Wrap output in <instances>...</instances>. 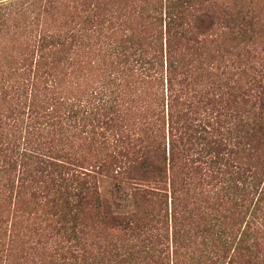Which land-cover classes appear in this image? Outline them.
Masks as SVG:
<instances>
[{"label":"trees","instance_id":"trees-1","mask_svg":"<svg viewBox=\"0 0 264 264\" xmlns=\"http://www.w3.org/2000/svg\"><path fill=\"white\" fill-rule=\"evenodd\" d=\"M37 1H0V69L12 65L16 69L22 60L27 65L22 74L31 71L28 76L33 83L46 74L47 88L55 89L61 62L41 57L34 60L28 54L48 46L56 52L55 48L65 44L63 40L70 35L42 29L39 39L33 44L32 39L31 46L25 47L23 57L14 55L12 47L1 42L9 35L10 24L28 28L22 22L25 19L17 17L25 15L26 3ZM95 1L103 10L111 0ZM263 7L264 0H153L154 43L144 48L139 42L133 50V45H115L109 47L118 55L115 60L102 57L95 62L92 77L96 82L89 100L93 123L88 137L104 138V127L116 122L105 116L110 111L122 122H116V127L129 122L130 114H120L124 105L120 104L121 95L126 91L121 77L126 74L134 78L136 74L144 77L140 86L127 87L133 94L144 80L154 86L151 99L155 106H161V112L165 111L164 123L171 138L168 155L160 144L154 155L140 152L129 139L118 158L96 156L91 164L92 178L104 174L115 180L109 196L100 193L96 181L81 179L74 183L65 176L64 165L44 157L36 155L34 167H26L30 164L22 161L29 146L23 143L21 147L9 138L23 137L22 109L31 106L37 94L28 92L24 81L15 80L16 75L8 77L14 81L2 80L0 75V264H21L28 258L26 252L43 245L45 230L39 232L40 225L34 219L44 201L54 209L61 243L52 233L48 235L60 257L46 259L44 253L43 264H264V138H251L249 142L252 166L244 168L236 163V140L230 138L234 127L229 120L235 88L226 62L234 54L236 41L244 47L255 41L253 34ZM23 35L25 32L18 30L16 40L23 42ZM104 49L99 53L105 55ZM128 49L131 54L126 53ZM138 49L139 56L130 60ZM215 58L226 69L215 72L203 64ZM259 72L261 79H255V84L264 90V67ZM57 94L55 91L50 100L61 102L70 114L78 102ZM260 103L264 107V100ZM221 115L225 124H220ZM252 127L263 136L264 116L255 119ZM6 129L13 132L8 134ZM117 180L133 183L131 193L122 194L123 185ZM142 182L158 186L165 183L170 190L149 189L152 185L143 188ZM15 187L19 188L18 199L13 203L9 191ZM169 197L170 212L163 207ZM86 218L98 226L93 227L96 241L84 248L81 257L72 259L75 252L69 249V241L74 246L75 242L83 245L79 234ZM6 226L11 227L10 234ZM34 231L39 237L32 245L25 237Z\"/></svg>","mask_w":264,"mask_h":264},{"label":"rangeland","instance_id":"rangeland-1","mask_svg":"<svg viewBox=\"0 0 264 264\" xmlns=\"http://www.w3.org/2000/svg\"><path fill=\"white\" fill-rule=\"evenodd\" d=\"M0 1H12L16 3V0ZM24 1L28 2L30 0ZM28 3L24 7L26 10L25 15L17 17V19L24 18L25 20H22V22H26L28 28L24 25L12 23L10 24L9 35H7V38L5 37L4 41H1L2 45L7 44L12 47L14 55L17 54L19 57L26 55V53H23L27 52L25 47L27 45L31 46L32 39V44L39 39L42 29H47L50 34L58 33L65 35L67 33L71 37L63 40L65 44L57 46L55 48L56 52H51L52 46H48L47 48L40 47L41 51L38 52L36 50L32 55L28 54L34 60L41 57L49 60L56 59V61L61 62L62 66L59 65V67L62 70L59 78L56 80L55 89L47 88L46 74H42L34 83L28 76V73H32L31 71L27 74H22L23 69L27 67L22 60L19 64L15 65L16 69H13V65L0 69L2 80H9V75H16L15 80L24 81L28 92L37 94V99L35 98V101L31 102V106H26L22 109L24 111L21 115L23 117V137L9 139L16 141V143H21V147L23 143L29 146L30 150H28L22 161L30 164L26 167L30 169L34 167L35 160H37L36 155L40 159L44 157L48 161H55L58 164L64 165L63 171L65 176L73 179L74 183H77V180L81 179L96 181L100 193L103 196H109V189L115 180L104 176V174H97L95 179L92 178L91 164H93L96 156L109 155L110 157L118 158L123 154L124 148L129 145V139H133L134 148L138 151L140 150V152L143 151L146 154L154 155L156 153V146L160 144L163 152H166L167 155L169 154L171 138H169L167 125L164 123L165 111L161 112V106L159 108L155 106L151 99L154 86L151 83L147 84V81L144 80V85L132 94L131 89L140 86V82L144 78L141 75L136 76L135 74L133 78L124 74L125 76L121 77L125 79H122L123 82L121 84H125L126 91L121 95L122 101H120V104L124 105L121 107L120 114H130L129 122H126L129 124L125 123V126L122 128L116 127V122L119 124L122 122L110 111L105 116H111L116 122L110 124L108 127H104V131H102L104 132V138H89L87 134L88 130L92 128L91 124L93 123L92 107L89 104V100L91 98V90L95 86L94 82H96L95 76L92 77L95 62L102 57L106 61L115 60L118 55L113 53L109 48L115 45H133L134 47L131 48L133 50L140 44L139 42H141L144 48L154 43V27L152 23L153 19L151 18L153 0H111L110 3L107 1V5L104 4L103 10H99L96 7L97 3L95 0H54L52 2L49 0H38L33 5ZM262 12V14L260 12L258 14L259 27L257 32L253 34L255 41L250 45L247 44L245 47L243 43L236 41L234 45L237 47L234 48V54L231 60L226 61L229 64L231 81L235 88V99L232 107L233 115L229 118L234 130L230 138L233 137L236 140L234 141L236 151L235 161L244 168H248L253 164L251 159L252 150H250L252 147L249 143L252 142L251 138H264V135L261 136L252 127L254 126L255 119L257 120L259 116H264V107L260 103L261 100H264V90L255 84V79H261L259 70L264 67V7ZM18 30L25 32V35L22 37L24 38L23 42L16 40ZM47 30H43V32L48 33ZM108 43L111 44L108 45ZM39 46L37 45V48ZM100 48H106L104 50L107 53L105 55L99 53ZM247 50L256 54V56L248 53ZM126 53L131 54L129 49ZM139 54L140 50L138 49L135 55L130 56V60L138 57ZM142 54L144 57V53ZM149 57H151V54ZM216 59L212 60V62L206 61L203 64L215 72L226 69V66L223 65L224 63ZM49 60H46V62ZM31 66L30 63L28 67L31 68ZM35 67L33 66L32 70ZM12 79L9 81H14ZM27 79L30 80V83L25 81ZM126 79H128V82ZM48 83L50 84V82ZM262 83H264V80ZM127 84H130L129 87L131 89L127 87ZM55 91L58 92L57 95L60 97L66 95L71 101L78 102V105L76 104L71 108L70 114L68 108L62 105L61 102L50 100ZM160 95L163 96L162 93ZM128 99L130 100L128 101ZM52 102L56 103L53 104ZM218 119L220 120V124H225V122H222V115ZM163 124L164 126L161 128L160 126ZM26 130H30V133H26ZM83 130L87 131L84 132ZM6 131L8 134L13 132V130L9 129H6ZM155 135L158 136L152 138ZM30 155L32 159H26ZM117 181H120L123 185L122 194L125 193L127 195L131 193V185L133 186V183L129 184L128 181ZM142 185L143 188L152 185L149 189H158L160 187L162 188V192H169L170 190L169 186L165 185V183L162 186H158L142 182ZM18 190L19 188L15 187L9 191V195H12L10 200L13 203L18 199L16 195ZM28 201L29 199L26 203ZM42 205L44 206L38 211V218L34 219V223L40 225L41 229L39 232L42 229L45 230V242L42 246L26 252L28 258H24L25 260L21 264H43L44 258L42 255L44 253L46 254V259L52 258L56 260L60 257V251L56 250L55 246L48 239V235L52 233L55 241L61 243L60 234H56L55 216L52 215L54 209H52V205L47 201L42 202ZM163 207H168V211L170 212L171 197L168 198V205H164ZM40 213H45L46 215L43 217ZM86 219L88 220L84 221L81 234H79L80 242L83 245L74 241L77 245L74 246L72 240L69 241V244H71L69 249L75 252L74 256L71 257L72 259L81 257L84 248H88L91 242L96 241V231L93 227L98 226L92 224L94 221H91V218ZM7 229L10 234L11 227ZM37 232H27V236L25 237L32 245H35L39 237ZM63 253L67 256L71 255L64 251ZM1 264L5 263L2 262Z\"/></svg>","mask_w":264,"mask_h":264}]
</instances>
